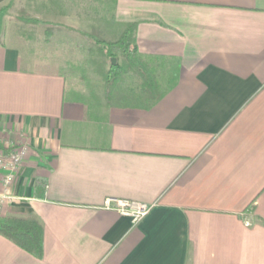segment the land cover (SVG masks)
Listing matches in <instances>:
<instances>
[{"label":"crops","instance_id":"obj_1","mask_svg":"<svg viewBox=\"0 0 264 264\" xmlns=\"http://www.w3.org/2000/svg\"><path fill=\"white\" fill-rule=\"evenodd\" d=\"M127 24L165 67L150 104L100 77L95 38ZM20 135L3 216L34 215L42 255L0 233V264H264V0H0V141Z\"/></svg>","mask_w":264,"mask_h":264},{"label":"trees","instance_id":"obj_2","mask_svg":"<svg viewBox=\"0 0 264 264\" xmlns=\"http://www.w3.org/2000/svg\"><path fill=\"white\" fill-rule=\"evenodd\" d=\"M134 26L125 25L114 39L95 38V49L100 50L105 61L100 77L110 99L120 92L125 94L124 100L128 104H150L166 92L163 84L165 67L161 61L156 64L154 58L137 52ZM110 57L116 58L115 63L111 64ZM42 231V225L34 215L0 218V233L38 257L42 255Z\"/></svg>","mask_w":264,"mask_h":264},{"label":"built area","instance_id":"obj_3","mask_svg":"<svg viewBox=\"0 0 264 264\" xmlns=\"http://www.w3.org/2000/svg\"><path fill=\"white\" fill-rule=\"evenodd\" d=\"M28 152L27 143L19 137L17 140L6 137L0 141V218L4 214V208L17 198L12 194L11 187ZM104 206L130 217L131 221L136 223L148 213L153 203L108 198Z\"/></svg>","mask_w":264,"mask_h":264},{"label":"rangeland","instance_id":"obj_4","mask_svg":"<svg viewBox=\"0 0 264 264\" xmlns=\"http://www.w3.org/2000/svg\"><path fill=\"white\" fill-rule=\"evenodd\" d=\"M99 19H100L101 21H104V19H107V20H108V13L106 12V13H105V16H104V15H103V16H100ZM89 35H91V34H89ZM113 58H115V57H110V62H111V64H113V61H112ZM115 59H116V58H115ZM90 78H91V79H94V78L96 79V75H90ZM97 78H98V77H97ZM85 83H86V82H85ZM85 83H82V84H81V87L84 86V87L86 88L85 90H87L88 86H86V85H91V82H90V83H86V85H85ZM82 85H83V86H82ZM9 138L11 139V137H9ZM19 138H21L22 141L26 142V141H25V136H24V135H20ZM14 139L17 140L18 138H14ZM26 143H27V142H26Z\"/></svg>","mask_w":264,"mask_h":264},{"label":"water","instance_id":"obj_5","mask_svg":"<svg viewBox=\"0 0 264 264\" xmlns=\"http://www.w3.org/2000/svg\"><path fill=\"white\" fill-rule=\"evenodd\" d=\"M113 63H115V58L112 59Z\"/></svg>","mask_w":264,"mask_h":264}]
</instances>
